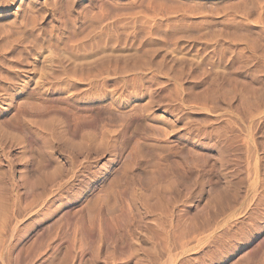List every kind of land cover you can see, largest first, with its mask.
<instances>
[{
	"label": "rangeland",
	"instance_id": "1",
	"mask_svg": "<svg viewBox=\"0 0 264 264\" xmlns=\"http://www.w3.org/2000/svg\"><path fill=\"white\" fill-rule=\"evenodd\" d=\"M0 89V264H264V0H0Z\"/></svg>",
	"mask_w": 264,
	"mask_h": 264
},
{
	"label": "bare ground",
	"instance_id": "2",
	"mask_svg": "<svg viewBox=\"0 0 264 264\" xmlns=\"http://www.w3.org/2000/svg\"><path fill=\"white\" fill-rule=\"evenodd\" d=\"M104 53H105V52H104ZM77 61H78V60H77ZM84 61H85V60H84ZM84 64H85V63H84ZM91 64H92V63H91ZM91 64H90V65H91ZM72 66H73V64H72ZM44 70H45V69H44ZM70 71H71V70H70ZM92 71H93V70H92ZM28 72H29V71H28ZM45 72H46V71H45ZM66 72H67V71H66ZM72 72H73V69H72ZM80 72H81V71H80ZM88 72H89V70H88ZM81 74H82V73H81ZM94 74H95V73H94ZM85 75H86V74H85ZM6 77H7V76H6ZM9 78H10V77H9ZM47 78H48V77H47ZM47 78H46V79H47ZM6 80H7V79H6ZM81 80H82V79H81ZM10 83H11V82H10ZM69 86H70V85H69ZM3 89H4V88H3ZM0 90H1V89H0ZM35 94H36V93H35ZM29 109H30V108H29ZM32 110H33V109H32ZM30 111H31V109H30ZM33 111H35V110H33ZM44 117H45V116H44ZM49 120H50V119H49ZM116 120H117V119H116ZM50 121H51V120H50ZM68 121H69V120H68ZM42 122H43V121H42ZM42 122H41V123H42ZM45 122L47 123V125H46L45 123L42 124V125H45L46 127H48V126L50 125V123H52V122H47V120H46ZM38 124H39V123H38ZM38 124H37V125H38ZM53 124H54V123H53ZM53 124H52V127H53ZM7 125H8V124H7ZM26 126H27V125H26ZM45 126H44V128H45ZM50 126H51V125H50ZM50 126L48 127V129H50ZM27 128H28V126H27ZM51 131H52V130H51ZM56 131H57V130H56ZM56 131L54 130V132H56ZM76 132H77V131H76ZM50 133H51V132H50ZM48 134H49V133H48ZM53 134H54V133H53ZM60 134H61V133H60ZM50 135H51V134H50ZM55 135H56V136H57V135L59 136V133H58V134L56 133ZM70 135H71V134H70ZM52 136H53V135H52ZM58 136H57V138L60 137V136H59V137H58ZM64 136H65V134H64ZM64 136H63V137H64ZM54 137H55V136H54ZM61 137H62V134H61ZM65 137H66V136H65ZM37 138H38V137H37ZM44 138H45V137H44ZM51 138L54 139V138L51 137V136H50V138H49V135H48L47 140H46V139H44V140H45L47 143L50 144V142H48V140L51 139ZM57 138H56V139H57ZM42 139H43V137H42ZM59 139H61V138H59ZM59 139H58V140H59ZM68 139H69V138H68ZM89 139H90V138H89ZM105 139H106V138H105ZM44 140H43V141H44ZM63 140H64V139H62V141H63ZM66 140H67V139H66ZM66 140H65V141H66ZM112 140H113V139H112ZM45 141H44V143H46ZM49 141H50V140H49ZM103 141H104V140H103ZM106 141H107V140H106ZM21 142H22V141H21ZM60 142H61V141H60ZM60 142H59V143H60ZM79 142H81V141H79ZM82 142H83V140H82ZM86 142H87V141H86ZM86 142H85V143H86ZM91 142H94V141H91ZM47 143H46V144H47ZM67 143H68V142H67ZM85 143H83V145H85ZM105 143H107V142H105ZM74 144H75V143H74ZM78 144L81 145L82 143H78ZM99 144H100V143H99ZM102 144H104V142H103ZM102 144H101V146H102ZM71 145H72V147H73V144H71ZM71 145H70V146H71ZM80 145H79V146H80ZM83 145H82V146H83ZM47 146H48V145H47ZM49 146H50V145H49ZM49 146H48V147H49ZM74 146H76V145H74ZM89 146H90V145H89ZM89 146H88V143H87V146H86V147H88V148L90 149ZM91 146H94V145L91 144ZM99 146H100V145H97L98 148H99ZM83 147H84V146H83ZM83 147H82V149H83ZM86 147H85V148H86ZM73 148H74V147H73ZM88 148H87V149H88ZM98 148H97V149H98ZM100 148L102 149V147H100ZM103 148H104V146H103ZM77 149H78V147H77ZM79 149H81V147H79ZM92 149H93V148H92ZM92 149H91V150H92ZM101 149H98V151L101 150ZM95 150H96V149H95ZM61 151H62V150H61ZM101 151H102V150H101ZM6 152H7V151H6ZM45 152H46L45 154H47V150H46ZM48 152H49V151H48ZM80 152H81V150H80ZM49 153H50V152H49ZM49 153H48V154H49ZM77 153H78V152H77ZM48 154H47V158H48ZM45 158H46V157H45ZM50 158H51V157H50ZM50 158H49V159H50ZM45 160H46V159H45ZM40 161H41V160H40ZM48 162H49V160H48ZM50 162H51V161H50ZM78 163H79V162H78ZM38 164H39V163H38ZM49 164H50V163H49ZM58 168H59V167H58ZM58 168H57V169H58ZM57 169H56V170H57ZM52 172H53V171H52ZM52 172H51V173H52ZM57 173H58V171H57ZM49 174H50V172H49ZM59 174H60V173H59ZM65 174H66V173H65ZM47 175H48V172H47ZM61 175H62V174H60V176H61ZM45 176H46V175H45ZM50 176H51V175H50ZM50 176H48V177L51 178ZM61 178H62V176H61ZM45 180H46V178H45ZM47 180H49V179L47 178ZM50 180H51V179H50ZM40 181H41V180L36 181V182H34V184H32V185H31V183H33V182H31V181H28L27 183H28V184L30 185V187H31V186L35 185L36 183H38V182H40ZM52 181H53V178H52ZM29 182H31V183H29ZM41 182H42V181H41ZM46 182H47V181H46ZM46 182H45V185L47 184ZM42 183H44V182H42ZM59 184H60V183H59ZM150 184H151V183H150ZM43 185H44V184H43ZM45 185H44V187H45ZM1 186H3V185H1ZM41 187H43V186H41ZM31 188L33 189V187H31ZM31 188H29V189L31 190ZM34 188H35V186H34ZM35 189H36V188H35ZM163 189H164V188H163ZM175 189H177V188H175ZM27 190H28V189H27ZM36 190H37V189H36ZM36 190H35V191H36ZM48 190H49V189H48ZM35 191H34V192H35ZM171 191H172V190H171ZM174 191H175V190H174ZM174 191H173V192H174ZM178 191H179V190H178ZM178 191H177V193H178ZM31 192H32V190H31ZM31 192H29V193H31ZM179 192H180V191H179ZM32 193H33V192H32ZM158 193H159V192H158ZM175 194H176V193H175ZM153 195H154V194H153ZM156 195H157V194H156ZM163 195H164V194H163ZM233 195H234V194H233ZM1 196H2V195H1ZM149 196H150V195H149ZM172 196H173V195H172ZM28 197H29V196H28ZM132 197H133V196H132ZM162 197H163V196H162ZM175 197H176V196H175ZM0 199H2V198L0 197ZM146 199H147V198H146ZM27 200H28V199H27ZM159 200H162V198L159 199ZM33 201H34V200H33ZM151 201H152V199H151ZM156 201H157V200H156ZM175 201H176V200H175ZM1 202H2V200H1ZM159 202H160V201H159ZM29 206H30V205H29ZM151 206H152V205H151ZM155 206H156V205H155Z\"/></svg>",
	"mask_w": 264,
	"mask_h": 264
}]
</instances>
